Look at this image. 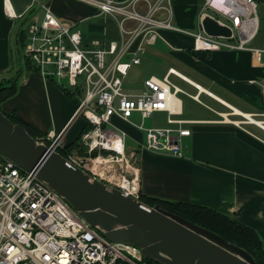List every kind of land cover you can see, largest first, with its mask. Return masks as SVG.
<instances>
[{
  "label": "built area",
  "instance_id": "1",
  "mask_svg": "<svg viewBox=\"0 0 264 264\" xmlns=\"http://www.w3.org/2000/svg\"><path fill=\"white\" fill-rule=\"evenodd\" d=\"M76 1L93 8L95 17L115 19L121 41L99 50L86 48L77 24L58 18L47 0H32V9L42 10L43 18L40 20L37 14L32 17L24 33L22 57L42 77L68 91L78 102L74 117H83L92 126L81 137L86 155L63 156L67 163L119 190L125 197L142 202L141 177L134 155L128 153L127 136L114 129L111 122L116 117L143 132L145 143L141 149L183 156L180 139L191 132L173 127L182 124L173 118L180 114L177 95L183 93L170 79L176 72L170 70L162 79H146L141 93L130 94L125 89L129 72L141 64V55L148 46L156 44L161 31H179L170 18L158 17L159 11L165 9L164 2L170 1ZM215 1L207 0L205 9H213L231 20L232 26H228L233 35L227 39L209 37L203 31L192 33L195 51L247 50L257 32V1L219 0V8L213 6ZM140 2L145 4L144 11L138 9ZM251 21L256 26H251ZM235 29L238 42L223 41L235 40ZM249 50L261 63L264 50ZM191 97L199 101L198 96ZM158 112L168 114L170 126L145 127V120ZM135 115L140 116L141 123L133 120ZM245 123L264 128V121L251 116L245 118ZM65 133L63 130L36 140L61 155ZM143 259L138 247L112 242L103 231L86 223L36 173L0 157V264H143Z\"/></svg>",
  "mask_w": 264,
  "mask_h": 264
},
{
  "label": "crops",
  "instance_id": "2",
  "mask_svg": "<svg viewBox=\"0 0 264 264\" xmlns=\"http://www.w3.org/2000/svg\"><path fill=\"white\" fill-rule=\"evenodd\" d=\"M47 1L58 18L77 24L86 48L99 50L121 41L115 19L95 17L93 8L76 0ZM169 1L164 2L165 9L159 11L158 17L170 18L179 31H161V38L141 55V64L129 72L128 77L132 75L137 86L128 87L127 77L125 89L130 94L141 93L146 79H162L174 70L176 75L170 79L183 93L177 95L180 114L173 116L182 124L173 127L190 130L191 134L180 139L182 157L151 152L140 148L145 143L143 132L113 118L133 127L130 133L121 131L127 136L128 153L134 155L139 169L141 198L211 208L254 229L264 242V128L245 123L247 116L264 121V54L259 63L249 50H264V41L262 47L253 46L259 35V18L256 35L247 50L195 51L191 34L203 31L201 19L208 14L207 0ZM213 6L219 8V0ZM138 9L145 10L144 2L138 3ZM34 14L42 20L43 11L33 10L32 0H0V83L9 80L4 77L14 68L11 42L15 41L18 51L17 36L27 31ZM98 20L110 23L118 32L102 31ZM158 60L159 69L153 70L156 73L143 77L144 69ZM24 63L26 70L12 77H19L18 91L2 103V112L28 124L39 138L62 132L73 120L77 102L71 101L55 81L45 79ZM180 94L188 99L187 104ZM191 96H198L199 101ZM139 117L135 115L134 119ZM167 118L165 112L155 113L149 118L152 126L148 128L169 127ZM160 120L166 125L155 126ZM70 140L68 143L73 142Z\"/></svg>",
  "mask_w": 264,
  "mask_h": 264
},
{
  "label": "water",
  "instance_id": "3",
  "mask_svg": "<svg viewBox=\"0 0 264 264\" xmlns=\"http://www.w3.org/2000/svg\"><path fill=\"white\" fill-rule=\"evenodd\" d=\"M201 27L209 37L230 39L233 35L228 25L209 14L202 17ZM0 157L36 173L86 223L103 231L112 242L138 247L147 260L160 264H257L249 252L221 236L160 205L149 207L127 198L82 169L70 166L62 155L38 143L1 109Z\"/></svg>",
  "mask_w": 264,
  "mask_h": 264
},
{
  "label": "trees",
  "instance_id": "4",
  "mask_svg": "<svg viewBox=\"0 0 264 264\" xmlns=\"http://www.w3.org/2000/svg\"><path fill=\"white\" fill-rule=\"evenodd\" d=\"M258 1V0H256ZM24 33H19L17 36L18 51L24 46ZM29 69L36 70L29 62H26ZM19 77L8 80L5 84L0 83V109L3 102L13 97L18 91ZM64 93L73 98L66 90ZM77 102V100H76ZM78 103V102H77ZM4 113V112H3ZM13 123L22 124L28 133L38 139L40 136L28 124L16 118L13 114L4 113ZM92 129V126L86 123L75 141L68 144L60 151L61 155L66 157L68 152L76 150L80 155H86V149L81 144L82 135ZM94 156L97 153L93 154ZM142 200V198H141ZM147 206L154 207L162 206L165 210L179 217H182L193 224L203 227L227 240L228 242L237 245L249 252L255 259L257 264H264V242L261 240L257 232L232 219L222 213H219L211 208L195 205L191 203H173L162 200L144 201ZM143 264H160L155 261L143 259Z\"/></svg>",
  "mask_w": 264,
  "mask_h": 264
},
{
  "label": "rangeland",
  "instance_id": "5",
  "mask_svg": "<svg viewBox=\"0 0 264 264\" xmlns=\"http://www.w3.org/2000/svg\"><path fill=\"white\" fill-rule=\"evenodd\" d=\"M207 13L210 14V15H213L214 17H216L217 19H219L221 22L229 25V26H232V22L231 20H229L228 18L224 17L222 14H219V13H215L213 10H207ZM257 16L259 18V35L258 37L256 38L255 42L253 43V46L255 48H259V47H262V43L264 41V0H258L257 1ZM104 18H107V17H104ZM104 20V19H103ZM103 20H98V26L100 27V29L103 31V30H108L109 33H117V29H115L113 26H111V24L109 23L108 25L105 24V21ZM97 21V20H96ZM95 21V22H96ZM17 27H19V29L21 30L22 29V26H20V23L17 24ZM17 29V28H16ZM120 34V32H119ZM239 40V36H238V33L235 29V40H231V41H228V40H223L225 42H230V43H234L236 44ZM11 46L13 48V71L10 75H7L5 76L4 78L5 79H11L12 77H15L17 72L19 70H26L25 68V63H24V60H23V57H22V51H17L16 47H15V41L13 40L11 42ZM17 51V52H16ZM144 67V66H143ZM145 68V67H144ZM159 69V60L156 61L155 63H153V66H150V68H145L144 71V74H143V77H145L146 75H150L151 73H156L155 69ZM13 79V78H12ZM173 80H175V78L173 77ZM8 80H5L3 81V83L5 84ZM176 81V80H175ZM133 77L132 75H130L128 77V80H127V85L128 87H136L137 84H133ZM180 86H182L183 84L181 83H178ZM179 98H182L184 101H185V104H187L188 102V99L180 94L179 95ZM71 101L75 102L76 100L74 98H71L70 99ZM189 102H191L189 100ZM135 122L137 123H141V120H140V117L139 118H136L134 119ZM151 120H145L144 122V125L145 127H150L152 126V122H150ZM86 124V121L83 117H80L78 118L76 121H73L72 125L70 126V129H69V132L68 134L66 135V138L64 139L65 141V147L70 144L68 143L69 141H71L70 139H72V141H75L77 139V137L80 135L81 131H82V128L83 126ZM111 124L113 125L112 127L116 130H124V131H127L128 133L131 132V129L130 128H133V127H129L128 125H126V123H124L123 121H119V120H115V119H112V122ZM163 126V125H166V121L164 120H160V122H157L155 124V126ZM63 150V149H62ZM81 156L80 154L77 153L76 150L74 151H71V152H68V155L66 156L67 158L68 157H72V156Z\"/></svg>",
  "mask_w": 264,
  "mask_h": 264
},
{
  "label": "bare ground",
  "instance_id": "6",
  "mask_svg": "<svg viewBox=\"0 0 264 264\" xmlns=\"http://www.w3.org/2000/svg\"><path fill=\"white\" fill-rule=\"evenodd\" d=\"M250 24H251V26H253V27H254V25L256 26L255 21H251ZM236 113H238V111H236Z\"/></svg>",
  "mask_w": 264,
  "mask_h": 264
}]
</instances>
